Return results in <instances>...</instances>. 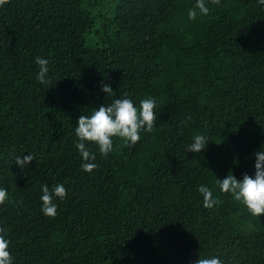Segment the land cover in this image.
Segmentation results:
<instances>
[{"label": "trees", "instance_id": "1", "mask_svg": "<svg viewBox=\"0 0 264 264\" xmlns=\"http://www.w3.org/2000/svg\"><path fill=\"white\" fill-rule=\"evenodd\" d=\"M7 0L0 6V234L14 264H264V214L216 179L254 174L264 142V5L208 0ZM49 61L47 85L35 57ZM113 88L111 96L101 83ZM156 101L152 132L113 138L84 172L74 128L120 96ZM191 119L185 122V118ZM196 134L209 142L185 151ZM31 153L23 169L16 156ZM232 172V173H231ZM63 183L54 217L41 185ZM205 184L219 203L203 206Z\"/></svg>", "mask_w": 264, "mask_h": 264}, {"label": "clouds", "instance_id": "2", "mask_svg": "<svg viewBox=\"0 0 264 264\" xmlns=\"http://www.w3.org/2000/svg\"><path fill=\"white\" fill-rule=\"evenodd\" d=\"M6 2L7 0H0V6ZM212 2L219 4L220 0H212ZM258 3L264 5V0H258ZM209 12L208 0H195V6L188 11V19L195 20L198 15L206 16ZM35 63L39 69L36 80L47 87L50 83L49 61L43 56H37ZM100 89L107 96H111L114 91L110 84L103 82L100 84ZM155 107L156 101L151 97L142 99L136 104L131 97L123 95L112 100L110 104L95 107L88 115H80L75 123L74 134L75 148L82 159V170L90 173L97 167L96 154L90 151L91 144H95L99 153L107 157L114 151L113 138H120L125 144L134 145L140 140L142 132H152L156 120ZM190 119V116L186 117L185 122ZM208 142L209 139L205 134H196L185 151L199 153L206 148ZM253 155L255 156L254 174L244 173L242 178L238 179L231 172L232 174L228 173L223 179L217 178L216 186L221 193H227L235 201L245 205L252 216L260 217L264 214V142ZM33 160L34 156L29 153L16 156L14 161L23 169ZM197 191L202 195L203 206L206 208H213L220 202L213 194V190L205 184L199 185ZM66 195L67 190L63 183H57L51 189L47 184L41 185V212L46 216L54 217L58 207L55 200L57 198L63 200ZM7 199V189L0 187V204H4ZM9 243L6 236L0 234V264H14ZM194 264H224V261L216 255L199 256Z\"/></svg>", "mask_w": 264, "mask_h": 264}]
</instances>
